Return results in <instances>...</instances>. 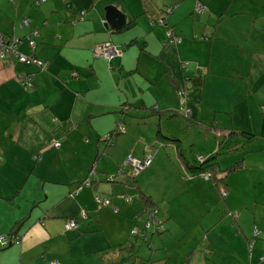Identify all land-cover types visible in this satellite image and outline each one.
<instances>
[{
    "label": "crops",
    "instance_id": "obj_1",
    "mask_svg": "<svg viewBox=\"0 0 264 264\" xmlns=\"http://www.w3.org/2000/svg\"><path fill=\"white\" fill-rule=\"evenodd\" d=\"M109 5L125 13L121 28L107 25ZM170 30L181 40L171 42ZM0 32L20 36L19 51L48 63L41 70L11 54L0 59V236L13 240L8 235L25 219L20 241L0 244V264L118 258L111 247L133 240L145 217L142 201L125 202L116 193L140 190L166 205L159 204L165 230L152 237L148 264H264V0H0ZM104 43L120 47L122 56L97 55ZM23 72L34 73L33 88L21 84ZM183 107L189 117L177 113ZM118 127L125 131L109 142L106 135ZM159 128L180 139L184 156L175 142L159 140ZM197 143L196 156H186L185 145ZM216 151L208 171L224 176L227 199L212 180L187 179L171 164L175 155L187 173L183 159L199 166L197 156ZM149 153L150 164L128 184L121 165L129 155L143 160ZM161 164L173 167L168 176L176 175L178 186L166 185ZM93 165L98 180L86 185ZM234 184L247 186L253 198L234 192ZM95 193L112 197L118 209ZM220 199L239 214L218 229L193 209L205 211L202 204L207 214ZM126 203L136 206L134 216ZM72 217L79 228L67 230ZM254 225L260 233L248 256ZM167 235L177 246L167 249Z\"/></svg>",
    "mask_w": 264,
    "mask_h": 264
},
{
    "label": "trees",
    "instance_id": "obj_2",
    "mask_svg": "<svg viewBox=\"0 0 264 264\" xmlns=\"http://www.w3.org/2000/svg\"><path fill=\"white\" fill-rule=\"evenodd\" d=\"M25 26V25H24ZM180 110V109H179ZM177 111V113L179 115H183L185 117H189L190 115H186L182 110L180 111ZM177 113H175L177 115ZM124 127H118V129H115L114 131H111L110 133V138L107 137L106 135V138L107 140H109V142L112 141V137L114 135H116V133H122L125 131ZM233 134V131L231 130L230 131V134L231 135ZM245 134L249 140L252 138L253 135L251 134H248V133H243ZM228 135V133H227ZM157 137L159 138V140H170L172 142H175L177 147L179 148L178 150L180 151V153L183 155V150L181 149V141L179 138L177 137H166L161 129L159 128L158 131H157ZM219 153L216 151V153L210 155V156H207L206 158H204L203 156H197L196 160L199 161V159L201 157H203L205 159V162H201L199 166H191L188 162H187V169L189 171L192 172V175H201L202 174V177H204L205 179L207 180H212L213 183L219 187V191L221 193V195L223 197H226L227 195V191L224 189L223 186H220V182L219 180L223 179V177L221 176H216L214 175L212 172H209L208 169L213 166L215 163H216V159H217V155ZM184 156V155H183ZM127 159V158H126ZM125 166H129L131 169V172H129V170L126 171V168L127 167H124ZM124 165H121L120 167V170H119V173H126V174H129L130 176V180H129V183L128 184H134V182L137 181V175L140 173H135L133 170H132V167L126 163L125 161V164ZM204 174H208L209 177H205ZM88 179H89V185H95L96 181L98 180L97 179V172H96V166L93 165L92 169L90 170V173L88 175ZM108 181L110 182H114L116 180L115 177H108L107 178ZM130 182H133V183H130ZM225 182V181H224ZM83 184V183H81ZM86 185L88 183H85ZM84 186V184H83ZM140 190V189H139ZM224 191H226V194H224ZM95 195H99L101 198H103L104 200H109L108 202V206H112L113 209H118V207H114L116 204H114L113 202V198L111 197H106V196H101L99 193H95ZM116 198L120 199V200H123L125 202H133L135 199L139 200V201H142L143 202V209L141 210V214L142 216L145 217L144 219V223H143V227L140 229L138 228V232L137 233H133L132 232V235H133V240H129L127 242V244H124V245H119L117 247H115L114 249V253H118V258H114V259H110L109 263L110 264H135L136 262L144 259L142 256H140L139 254H137V251H138V248L139 246L141 245V241H147L148 244H149V247L152 248L153 246V240H152V237H154V235L156 234H161V233H164V223L163 221L158 217V212L159 210L156 208L157 206H155V200L153 199V197L149 194H146L145 192L143 191H139V195L136 196V195H133V194H130V193H116ZM98 201V200H97ZM99 202V201H98ZM102 204V203H101ZM140 213L137 215H141ZM87 216V214H86ZM233 216L235 217V214H233ZM73 218V217H72ZM76 218V217H74ZM85 218V217H84ZM237 218V216H236ZM77 221H78V218H76ZM25 219L21 220V221H18L17 224L13 227L12 229V232L8 235V236H13V240L8 239L6 240V243L5 244H1L2 247H7L9 246L10 244L14 243V242H19L20 241V235L17 233L18 229L21 228V225L24 223ZM66 221V220H65ZM236 222V221H235ZM79 223V221H78ZM64 227H65V223H64ZM254 230H253V236H252V239H254L255 237H257L260 233V230L257 228V226L255 225L254 226ZM79 228V225L78 227ZM75 228V229H77ZM5 236V235H4ZM252 239L250 240L249 242V245L252 243ZM105 258H103L104 260ZM262 261H264V256L261 257Z\"/></svg>",
    "mask_w": 264,
    "mask_h": 264
},
{
    "label": "built area",
    "instance_id": "obj_3",
    "mask_svg": "<svg viewBox=\"0 0 264 264\" xmlns=\"http://www.w3.org/2000/svg\"><path fill=\"white\" fill-rule=\"evenodd\" d=\"M40 1H46V0H40ZM22 25H29V19H24L22 22ZM168 37H169V40L173 43H176V42L181 40L179 37L174 35L173 31H171V30L168 31ZM21 40L22 39L20 36H17V35L9 36V35H5V34L0 32V59H5L8 54H11L14 57H16L19 60V62H21V63L36 65V66H38L39 69L46 70L47 66H48V63L46 61L39 60L34 55H26L25 53H22L21 51L18 50V45L20 44ZM27 40H28L30 46L33 49H35L36 40L30 35L27 36ZM95 52L97 55L104 57V58L108 59L109 61H111L114 58H118V57L122 56V54H123L122 49L120 47L112 44V43H104V44L98 45L96 47ZM17 77L21 81V84L25 88L31 89L34 87V73L23 72V73H19ZM179 93L183 94L184 91L180 90ZM262 109L264 111V104L262 105ZM180 110H182L186 115L191 114V109L188 107H183V109H180ZM107 137L110 138V134H108ZM54 144H55V146L59 147L61 142L55 141ZM151 158H152L151 153L147 154L146 158L143 160L136 158L133 155H129L126 159V163L132 167V170L135 173H139L140 171L145 169L150 164ZM201 158H203V157H201ZM204 175H205V177H209L208 174H204ZM85 182L89 184L90 181H89V179H87ZM224 194H226V191H224ZM96 199L100 203L105 204V205H107L109 202V200H104L99 195L96 196ZM83 217H86V213H83ZM78 225H79V223H78L77 219L74 217L69 218L65 221V229H67V230L75 229L78 227ZM132 232L137 233L138 228L136 227ZM6 240H7L6 236H4V235L0 236V243L1 244H5ZM53 264H60V262L59 261H53Z\"/></svg>",
    "mask_w": 264,
    "mask_h": 264
},
{
    "label": "rangeland",
    "instance_id": "obj_4",
    "mask_svg": "<svg viewBox=\"0 0 264 264\" xmlns=\"http://www.w3.org/2000/svg\"><path fill=\"white\" fill-rule=\"evenodd\" d=\"M180 116H183V115H180ZM180 116H177V117H180ZM193 136V134L190 136L189 134L188 135H186V137H192ZM197 137V136H196ZM198 147V143L196 144V146H191V147H188L187 145H185V150H184V153H185V155L186 156H188V157H191V158H194V156H196V152H195V148H197ZM190 148H192V151H190L191 149ZM170 151H171V149H169ZM221 156V155H220ZM176 158V160H175V158ZM172 159H173V163H171L172 165H173V167H175L176 169L179 167V169L181 170V174L182 175H185V177L188 179V178H191L192 177V172L191 171H188L187 173H184V171H183V169L181 168V164L179 163V161L177 160V157L174 155V156H172L171 157ZM178 161V162H177ZM183 161L185 162V165H187V160L186 159H183ZM199 162L201 163H203V162H205V159L204 158H200L199 159ZM174 163H175V166H174ZM125 167H127V169L129 170V172H131V168L127 165V166H125ZM160 167L162 168L161 169V173H163V174H165V176H166V185L168 186V187H171V188H173V187H176V186H178L179 184H180V180H178L177 179V177H176V175H171V176H168V171H170L173 167H171V166H168V165H160ZM178 170V169H177ZM179 171V170H178ZM179 173H180V171H179ZM158 175H160V173H158ZM185 177H183L184 179H186ZM241 185L240 184H234V188H233V191L235 192V191H242L243 192V194H244V196L245 197H247L248 199H250V198H253V193L250 191V192H248V188H247V186H244V187H241V188H239ZM151 188L152 189H156V190H154V193L155 194H158V192L157 191H159V187L157 186V185H155V187L154 186H151ZM192 188V190H194V188L195 187H191ZM239 188V189H238ZM177 189V191H180L179 190V187L178 188H176ZM220 195V194H219ZM221 197H222V195H220ZM223 198V197H222ZM228 197H226V199H227ZM193 199H195V200H201V198H199V197H193ZM224 199V198H223ZM198 201V202H199ZM140 203H142L141 201H139ZM173 204L176 206V207H179L180 205H181V201L179 200V199H174L173 201ZM126 204H128V206H129V210H133V213H132V211H130V213H129V215H130V217H132V216H134V211L136 210V206H134L133 204H129V203H126ZM159 204H163L164 205V208L166 207V205H165V201H163V200H159ZM159 204L158 205H155V206H158V207H156L158 210H159ZM199 206V208H202V209H204L205 211H207V209L205 208V207H203L202 206V204H199L198 205ZM226 207H227V205H224V201L223 200H221L220 199V201H219V208H217V206H215L211 211H209L207 214H205V211H203V210H198V209H196V208H194L193 210L197 213V215H198V219H202V218H205V220H206V224H208L210 227L213 225V224H215V223H217L218 225H216L217 227H218V229H221L222 227H225V225L226 224H228V223H230V221L232 220V217L233 218H235L234 216H233V214H235V216H238V212L237 211H235V212H233V211H229L228 212V210L226 211ZM123 212L125 213V212H127L125 209H123ZM227 213V214H226ZM224 215V218L222 219V216ZM218 218H221V220H217ZM132 220V222L134 221L133 219H131ZM263 220V219H262ZM199 224V226H201V223H198ZM255 226V225H254ZM209 227V228H210ZM136 227H134L133 228V230L135 229ZM255 228V227H254ZM132 230V231H133ZM204 231H207V229H206V227H205V230ZM230 234H232L233 233V230L230 228ZM201 234H202V230H200L199 231V237L201 236ZM235 240H237V237H233V239H232V241H235ZM164 241H165V243H166V245H167V249H168V247H171L172 245H173V243H174V238H173V236L172 235H167L165 238H164ZM177 242L178 241H176L175 242V244L173 245V247L174 246H177ZM252 242H253V239H252ZM260 243H262V244H264V241H261ZM118 244V243H117ZM141 245L139 246V248H138V251H137V254H139L140 256H142L143 258H144V260H142V261H144V262H139L138 264H148L147 263V261L150 259V257H151V252H152V249H151V247H149V244H148V242L147 241H141V243H140ZM188 244H189V242H188ZM252 245H253V243H251L250 245H248V250H249V253L247 254L248 256H250L249 254L250 253H252V250H253V247H252ZM182 246V244H180L179 245V247L176 249V253H177V251H178V249L180 248ZM111 248H113L112 250H114L115 248L114 247H111ZM241 250H242V247L240 248ZM178 252H181V250H179ZM145 260H146V262H145ZM109 261H110V259H105V260H103V262L101 261V262H99V264H110L109 263ZM82 264H90V263H88V262H85V263H82ZM95 264V263H94Z\"/></svg>",
    "mask_w": 264,
    "mask_h": 264
},
{
    "label": "water",
    "instance_id": "obj_5",
    "mask_svg": "<svg viewBox=\"0 0 264 264\" xmlns=\"http://www.w3.org/2000/svg\"><path fill=\"white\" fill-rule=\"evenodd\" d=\"M107 25L112 28H121L126 22V15L117 6L106 7Z\"/></svg>",
    "mask_w": 264,
    "mask_h": 264
}]
</instances>
